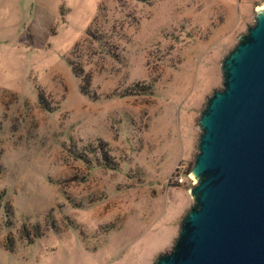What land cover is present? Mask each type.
<instances>
[{
	"label": "rangeland",
	"instance_id": "1",
	"mask_svg": "<svg viewBox=\"0 0 264 264\" xmlns=\"http://www.w3.org/2000/svg\"><path fill=\"white\" fill-rule=\"evenodd\" d=\"M263 4L0 0V264L168 251L192 205L200 112Z\"/></svg>",
	"mask_w": 264,
	"mask_h": 264
},
{
	"label": "water",
	"instance_id": "2",
	"mask_svg": "<svg viewBox=\"0 0 264 264\" xmlns=\"http://www.w3.org/2000/svg\"><path fill=\"white\" fill-rule=\"evenodd\" d=\"M253 19L198 118L192 205L151 264H264V7Z\"/></svg>",
	"mask_w": 264,
	"mask_h": 264
},
{
	"label": "trees",
	"instance_id": "3",
	"mask_svg": "<svg viewBox=\"0 0 264 264\" xmlns=\"http://www.w3.org/2000/svg\"><path fill=\"white\" fill-rule=\"evenodd\" d=\"M69 64L71 66L73 74L76 77H79L81 79L82 83H83L80 86L81 92L83 94H87V91H88V87L87 86H89V77L85 76L83 68L80 65L74 66L73 62H69ZM84 83H85L86 87H84ZM40 100H43V95H40Z\"/></svg>",
	"mask_w": 264,
	"mask_h": 264
},
{
	"label": "bare ground",
	"instance_id": "4",
	"mask_svg": "<svg viewBox=\"0 0 264 264\" xmlns=\"http://www.w3.org/2000/svg\"><path fill=\"white\" fill-rule=\"evenodd\" d=\"M262 7H264V4L262 6H260V7H258L257 9L262 8Z\"/></svg>",
	"mask_w": 264,
	"mask_h": 264
},
{
	"label": "crops",
	"instance_id": "5",
	"mask_svg": "<svg viewBox=\"0 0 264 264\" xmlns=\"http://www.w3.org/2000/svg\"><path fill=\"white\" fill-rule=\"evenodd\" d=\"M35 1H37V2H39V3H40L42 0H41V1H40V0H35Z\"/></svg>",
	"mask_w": 264,
	"mask_h": 264
}]
</instances>
